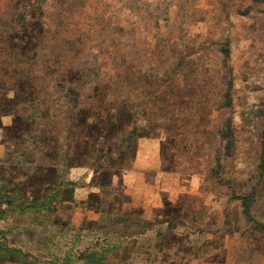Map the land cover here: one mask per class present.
Wrapping results in <instances>:
<instances>
[{
  "label": "rangeland",
  "instance_id": "rangeland-1",
  "mask_svg": "<svg viewBox=\"0 0 264 264\" xmlns=\"http://www.w3.org/2000/svg\"><path fill=\"white\" fill-rule=\"evenodd\" d=\"M263 154L264 0H0V264H264Z\"/></svg>",
  "mask_w": 264,
  "mask_h": 264
},
{
  "label": "trees",
  "instance_id": "trees-1",
  "mask_svg": "<svg viewBox=\"0 0 264 264\" xmlns=\"http://www.w3.org/2000/svg\"><path fill=\"white\" fill-rule=\"evenodd\" d=\"M225 52H226V54H228L229 51L225 50ZM222 135L225 138V140H227L226 153L230 154L232 152L233 145H234V131H233V126H232L231 120H229L227 122L226 128L223 131ZM259 168H260L259 176H260V178H264V154L262 156V160L260 162ZM240 199L242 200L243 211H244L245 216L247 218H251V206H252V202L254 200V193L241 196ZM257 227L261 228L264 232V224L263 223L257 224ZM95 264H98V263H95Z\"/></svg>",
  "mask_w": 264,
  "mask_h": 264
},
{
  "label": "crops",
  "instance_id": "crops-1",
  "mask_svg": "<svg viewBox=\"0 0 264 264\" xmlns=\"http://www.w3.org/2000/svg\"><path fill=\"white\" fill-rule=\"evenodd\" d=\"M136 164H138V160H136Z\"/></svg>",
  "mask_w": 264,
  "mask_h": 264
}]
</instances>
